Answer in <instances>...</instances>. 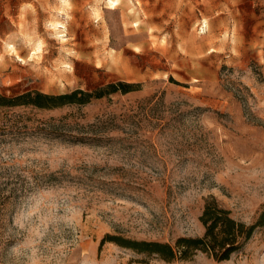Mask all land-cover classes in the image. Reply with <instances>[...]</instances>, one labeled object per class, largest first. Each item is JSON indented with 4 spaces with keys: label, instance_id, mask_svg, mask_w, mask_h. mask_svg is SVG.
<instances>
[{
    "label": "rangeland",
    "instance_id": "1",
    "mask_svg": "<svg viewBox=\"0 0 264 264\" xmlns=\"http://www.w3.org/2000/svg\"><path fill=\"white\" fill-rule=\"evenodd\" d=\"M71 3L68 19L59 0H0V93L136 85L85 104L0 106V264H264V226L224 261L196 251L169 262L101 244L106 234L201 237L210 197L235 219L256 220L264 0H121L101 5L102 22L90 18L93 0ZM53 18L66 23L67 43L46 29ZM40 39L39 64L6 51L14 45L27 59Z\"/></svg>",
    "mask_w": 264,
    "mask_h": 264
},
{
    "label": "trees",
    "instance_id": "2",
    "mask_svg": "<svg viewBox=\"0 0 264 264\" xmlns=\"http://www.w3.org/2000/svg\"><path fill=\"white\" fill-rule=\"evenodd\" d=\"M136 84L119 81L106 87L89 92L82 89L65 94H47L43 92H26L15 97L0 93V106H32L39 109H50L67 104H85L93 97L100 98L107 93L121 91L127 93ZM205 226L201 237H179L174 244L159 241L133 240L122 236L106 234L101 244L115 242L138 254L157 255L165 261L189 259L196 251H202L217 261L229 260L233 254L241 251L252 238L255 231L264 226V208L253 223L235 219L230 210L222 207L214 197L207 199L200 217Z\"/></svg>",
    "mask_w": 264,
    "mask_h": 264
},
{
    "label": "clouds",
    "instance_id": "3",
    "mask_svg": "<svg viewBox=\"0 0 264 264\" xmlns=\"http://www.w3.org/2000/svg\"><path fill=\"white\" fill-rule=\"evenodd\" d=\"M121 0H93L92 5L89 7V12H90V18L93 20V22H102L104 19L103 16V8L101 5L104 7H107L108 9H116L117 6L120 4ZM60 7L57 9V13L62 14L67 16L68 19H71L72 17L70 16V10L72 9V3L71 0H59ZM32 6L30 4L27 5H22L21 6V11L25 8H31ZM34 11V9H33ZM46 29H52L55 30L56 37L60 40V42L67 43L68 37L66 35V23L61 22L60 20L53 18L50 22H47L45 25ZM63 30V31H62ZM227 35V34H225ZM29 44H32L33 37L32 36H27ZM46 47L45 42L40 39L35 42V44L32 45V50L27 57V59H24L23 57H20L17 49L14 45H7L6 46V51L10 55H16L17 59L20 60L22 63L27 64L29 61H35L37 64H39L42 60L43 57V52ZM135 52L140 53L139 49L134 48L133 49ZM70 55L75 56L74 51H69ZM2 59V57H0ZM97 67H101L100 64H97ZM62 68L67 71V72H74L75 67L72 63H63Z\"/></svg>",
    "mask_w": 264,
    "mask_h": 264
}]
</instances>
